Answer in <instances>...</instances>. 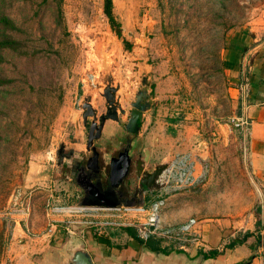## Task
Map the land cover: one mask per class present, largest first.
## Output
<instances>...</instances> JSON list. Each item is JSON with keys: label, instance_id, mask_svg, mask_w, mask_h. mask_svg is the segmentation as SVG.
I'll list each match as a JSON object with an SVG mask.
<instances>
[{"label": "rangeland", "instance_id": "1", "mask_svg": "<svg viewBox=\"0 0 264 264\" xmlns=\"http://www.w3.org/2000/svg\"><path fill=\"white\" fill-rule=\"evenodd\" d=\"M111 6L120 38L102 0H0V264L20 256L46 262L72 237L104 236L146 218L121 215L115 222L123 226L98 229L68 225L51 212L75 205L72 184L58 179L55 151L83 135L79 106L86 94L102 109L94 85L106 75L119 85L125 110L139 77L150 80L157 105L145 133L156 130L161 142L147 144L144 133L134 147L152 151L148 167L171 161L161 188L144 199L145 209L161 202L160 227L176 228L196 214L246 220L255 213L241 140L226 125L235 107L221 53L230 31L262 26L264 0H111ZM174 144L191 146L193 166L180 165L186 154L172 152ZM179 168L186 183L176 182Z\"/></svg>", "mask_w": 264, "mask_h": 264}, {"label": "crops", "instance_id": "2", "mask_svg": "<svg viewBox=\"0 0 264 264\" xmlns=\"http://www.w3.org/2000/svg\"><path fill=\"white\" fill-rule=\"evenodd\" d=\"M261 25L257 29L252 27L230 31L225 37L221 53L222 71L228 85L227 95L235 107V115L230 118L240 119L245 123V125L233 129L240 137L245 170L256 193L257 208L255 213L250 214L246 220H241L236 216L219 218L214 215L196 214L194 219H188L194 220L195 223L189 234H178L175 238L177 242L169 241L170 239L164 237L160 238V247L163 250L161 252L141 249L121 230L96 237H87L89 233L86 231L79 237L93 264H241L244 262L264 264V23ZM146 79L150 86V80L147 77ZM116 84L112 81L113 86ZM147 92L150 95L152 106L142 114L141 121L138 122L139 132L136 135V140L137 137L144 135L149 126V112L157 105L149 89ZM116 94L118 95V91ZM97 112L101 113L102 109H97ZM124 119L125 117L120 120L124 122ZM115 126L117 125L112 122L104 124L97 145L102 146L113 141ZM224 127L228 130L227 126L224 125ZM224 127H220V129ZM155 131L151 130L149 133H145L143 141L147 144H159L161 139L153 136ZM77 147L84 148L82 144ZM190 147L188 145L183 148L180 144H174L172 146L174 150L169 148L167 152L185 151L186 155L180 160L178 159L181 161V166L183 167L185 164L193 166L195 162L192 161ZM201 147V145L198 146V148ZM132 151L135 155L139 154L141 162L145 158L144 151H147V161H144L142 165L146 172H151L155 167L165 162L162 161L148 167L153 155L152 151L149 148H144L138 152L135 147ZM179 161H173L172 166H176ZM135 171L137 173V169ZM59 178L68 183L63 176H59ZM136 179L138 178L136 177ZM73 188L71 197L74 201L73 204H76L80 199V192L77 187ZM146 192L148 199H153L152 194L156 193L154 190ZM151 204L149 203L148 207ZM140 206L144 207L145 202ZM160 220L158 219V222ZM160 229L162 231L167 227H160ZM153 233L157 237L158 231ZM209 253H213V255L208 256ZM58 255L49 256L46 262L41 259L40 262L37 261L34 264H59ZM204 255L206 257H203ZM27 259L26 256H20L14 259V264H29V259Z\"/></svg>", "mask_w": 264, "mask_h": 264}, {"label": "water", "instance_id": "3", "mask_svg": "<svg viewBox=\"0 0 264 264\" xmlns=\"http://www.w3.org/2000/svg\"><path fill=\"white\" fill-rule=\"evenodd\" d=\"M100 82L101 85H94V89L97 93V100L101 101L102 112L98 113L92 105L90 94H86L82 98L79 106L80 125L87 130L86 149L92 152V156L88 159L85 168L92 169L94 172H96L97 168V155L92 143L99 139L104 124L106 122L117 124L119 123V117H125L124 122L121 124L122 128L128 134L137 135L139 132L138 122L141 121L142 114L147 112L152 106L150 95L147 92L149 81L145 76L139 77L140 87L136 89L133 97L129 100V108L126 113L119 103V96L116 94L119 89L118 84L112 85V77L110 75L101 78ZM144 156V161H147V151H144ZM129 162L127 147L116 158H111L108 161L107 180L110 187L117 186L123 180L127 174ZM143 162L140 163L141 166L137 167L136 177L147 191L159 190L163 184L165 173L171 166L170 161L161 163L151 172L143 170ZM151 185L153 186L151 187ZM86 192L87 197L89 196L91 199L97 195L96 191L92 190L91 187L87 188ZM148 230L153 233L155 227L149 226ZM58 254L59 264H93L90 255L85 250L83 241L78 238L72 237L68 245L62 251H59Z\"/></svg>", "mask_w": 264, "mask_h": 264}, {"label": "flooded vegetation", "instance_id": "4", "mask_svg": "<svg viewBox=\"0 0 264 264\" xmlns=\"http://www.w3.org/2000/svg\"><path fill=\"white\" fill-rule=\"evenodd\" d=\"M126 112L127 110H125ZM122 118L119 117V123L116 124L120 131L115 134L113 141L99 146L97 145L99 137L98 140L92 143L97 155L96 172L85 168L88 159L92 156V152L86 149L87 130L83 127H81L83 133L81 137H74L70 144H60L56 149L55 166L57 173L60 177L63 176L73 187H77L80 192V199L74 205L75 208L93 211H115L135 208L144 202L147 190L136 179L135 174V170L141 166L142 160H140L139 154L135 155L132 151L136 135L128 134L124 131L120 120ZM81 144L84 147L82 149L77 147V145L81 146ZM125 147H127L130 160L127 174L117 186L110 187L107 180L108 161L111 158H116ZM111 150L112 152H110ZM90 187L97 193V195L93 196V199L86 195L87 188Z\"/></svg>", "mask_w": 264, "mask_h": 264}, {"label": "built area", "instance_id": "5", "mask_svg": "<svg viewBox=\"0 0 264 264\" xmlns=\"http://www.w3.org/2000/svg\"><path fill=\"white\" fill-rule=\"evenodd\" d=\"M89 83L91 86H93L94 82V77L92 75L89 76ZM226 125L231 126L232 128H237L242 125H245V123L236 118H228ZM181 165V164H180ZM184 167V166H183ZM183 168H179L178 171V178L176 180L177 183L183 184L186 183L189 178H186L184 175V172H181ZM161 206V202H155L147 207L146 209L142 206H138L135 208L131 209H121V210H115V211H110L114 212L111 215H105V216H100L97 212L98 211H93V210H85V209H80V208H67V209H53L51 212L55 215H61L62 217L66 218V224L68 225H73V224H82L84 227H93L102 229L110 226H123V224L116 223V219H121V215L123 217H135L137 215H142L144 214L146 218L144 219L143 222L138 223L137 226L132 227L136 230L137 236L141 239H146L149 234H152L149 232L148 228L149 226H154L155 230L158 231L157 237L158 238H168V239H173L176 237L178 234H189L191 232L192 226L195 224L194 220L190 219L187 222L183 223L182 225L176 227V228H167L165 230L160 229L159 222L157 219V211L159 207ZM127 214V215H126ZM72 219H78L77 221L72 220Z\"/></svg>", "mask_w": 264, "mask_h": 264}, {"label": "trees", "instance_id": "6", "mask_svg": "<svg viewBox=\"0 0 264 264\" xmlns=\"http://www.w3.org/2000/svg\"><path fill=\"white\" fill-rule=\"evenodd\" d=\"M102 13L105 16L109 27L113 30L116 37L120 38V29L118 23H116L113 14H112V6L111 0H102ZM123 43H126L122 40ZM120 230L124 232L127 236H129L132 241H134L141 249L151 251V252H161L163 251L160 247L161 240L160 238L156 237L155 233L149 234L146 239H141L137 236L136 230L130 226L121 227ZM213 253H209L208 256H212ZM203 257H206L204 255ZM248 262H244L241 264H247Z\"/></svg>", "mask_w": 264, "mask_h": 264}, {"label": "bare ground", "instance_id": "7", "mask_svg": "<svg viewBox=\"0 0 264 264\" xmlns=\"http://www.w3.org/2000/svg\"><path fill=\"white\" fill-rule=\"evenodd\" d=\"M92 97V96H91ZM157 219H159V217L157 216Z\"/></svg>", "mask_w": 264, "mask_h": 264}]
</instances>
